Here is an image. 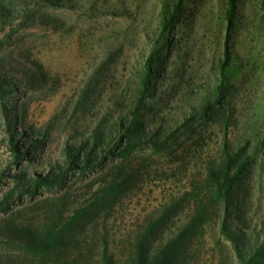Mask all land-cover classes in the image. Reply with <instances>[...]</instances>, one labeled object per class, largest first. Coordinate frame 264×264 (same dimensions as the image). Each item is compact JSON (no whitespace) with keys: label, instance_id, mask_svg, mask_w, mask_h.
Segmentation results:
<instances>
[{"label":"rangeland","instance_id":"rangeland-1","mask_svg":"<svg viewBox=\"0 0 264 264\" xmlns=\"http://www.w3.org/2000/svg\"><path fill=\"white\" fill-rule=\"evenodd\" d=\"M228 2L186 0L166 43L159 23L174 0H0V81L15 90L4 100L10 121L0 107V203L6 195L15 198L0 212V264H104L105 251L112 264H135L139 241L160 217L166 218L144 243L149 260L202 217L164 264H240L223 225L246 256L261 243L264 0H238L233 88L200 116L214 98ZM154 47L164 62L138 123L150 137L191 113L197 120L160 152L143 145L126 158L114 155ZM10 136L24 155L14 156ZM82 143L92 153L90 167L73 160L78 167L56 185L17 198V179L67 167L66 149L74 153ZM225 148H242L250 163L230 202L213 203L208 173ZM100 198L60 234L63 245L53 251L31 253L29 240L15 232L22 228L36 239L48 217L68 221Z\"/></svg>","mask_w":264,"mask_h":264},{"label":"trees","instance_id":"trees-1","mask_svg":"<svg viewBox=\"0 0 264 264\" xmlns=\"http://www.w3.org/2000/svg\"><path fill=\"white\" fill-rule=\"evenodd\" d=\"M185 2L186 0H174V3L169 5L162 13L159 23L160 41L164 40L166 43L169 42V33L175 29L177 24L180 22L182 14L185 10ZM237 6L238 0H229L225 16L227 25L223 59L218 65V81L213 91L214 98L206 100V103L202 106L203 112L200 116H205L212 106L220 104V102L224 100V98L231 92L233 88V84L230 80L232 77L231 66L234 59L231 52V43L237 26ZM163 59L164 58L161 56L156 47H154L148 55L146 63L142 68L140 82L132 94V102L129 110V114L132 116V119L122 127L124 136H122L120 140L117 141L116 144L120 147V149L117 153H114V155L116 154L126 158L143 145L151 146L154 153L160 152L164 150L169 142L175 138L184 128L197 120L196 114L191 113L190 117L185 118V120H183L173 130L165 133L155 131L150 135V137H148L145 130L141 127V124L138 123L137 118L144 109L146 99L154 95L152 81L153 78H155L156 70L163 66ZM3 81L5 80L0 81V107L6 122H8L12 119V117L10 115V111L6 107L4 100L7 96L14 93L15 90L10 87H4ZM97 144L98 143H95V146H97ZM10 145L11 148H13L12 150L15 157L17 156L18 158L20 155H24L26 153V150H24L22 146H18L16 142H14L13 136H10ZM85 145V143H82L81 146L77 147V150L74 151V153H71L70 148L66 149V159L69 162L67 167L62 168L60 166H56L48 175L36 176L33 178L22 177L17 179L14 190V192L18 191L17 198L21 197L22 195L34 196L40 189L49 188L56 185L69 171H72L78 167V165L73 163V160H81L82 169H87L90 167L92 153L89 151H83ZM262 145H264V141L262 142ZM32 147L33 149L36 148L35 143H32ZM249 163L250 157H242V148L235 152H231L228 148L223 150L222 160L217 165L212 166L208 173V184L212 188V194L210 197L211 202L216 203L222 201L226 204L230 202L233 188L238 182L242 172L246 170ZM117 190L118 187H112L109 194H113ZM14 200L15 198L10 200L8 195H6L3 201L0 203V212H4ZM101 200L102 198L90 203L86 207L77 210L75 215L65 222H63L62 217H48L47 221L42 226L40 235L36 239H34L35 235L28 230L25 231L22 228H16L15 232L19 235L24 234L27 240H29L26 243V248L29 252L46 253L53 251L59 246L63 245L60 234L73 223H75L88 209L93 207ZM165 218L166 217H160L149 225L147 231L139 241L135 264L166 263L169 259L171 248L177 242L184 239L192 230V228H194L202 220V217H196V219L193 221L194 225H189L177 236V239L168 242L164 247H162L161 251H159L156 256L149 260L147 257H145L144 243ZM222 232L235 245V251L240 260V264H258L264 259V238L262 239L261 243L254 248L252 253L246 256L238 246V240L236 237L227 231L225 225L222 227ZM104 264H112L111 258L108 256L106 251L104 252Z\"/></svg>","mask_w":264,"mask_h":264}]
</instances>
